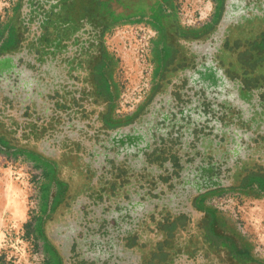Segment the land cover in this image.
Wrapping results in <instances>:
<instances>
[{
    "label": "flooded vegetation",
    "instance_id": "1",
    "mask_svg": "<svg viewBox=\"0 0 264 264\" xmlns=\"http://www.w3.org/2000/svg\"><path fill=\"white\" fill-rule=\"evenodd\" d=\"M148 1L21 0L0 52V140L54 166L48 264H264L234 232L209 237L222 218L204 205L251 179L264 191V126L224 104L264 118V0H217L206 30ZM139 13L159 21L158 81L147 108L114 123L103 36Z\"/></svg>",
    "mask_w": 264,
    "mask_h": 264
},
{
    "label": "rangeland",
    "instance_id": "2",
    "mask_svg": "<svg viewBox=\"0 0 264 264\" xmlns=\"http://www.w3.org/2000/svg\"><path fill=\"white\" fill-rule=\"evenodd\" d=\"M172 1L178 23L186 30H206L216 22H211L212 0ZM20 5L21 0H0V52L13 42ZM162 37L147 16L117 20L105 31L104 78L114 123L131 119L150 104L160 72L157 60L164 54ZM1 65L0 72L5 68ZM29 78L19 76L17 86H30ZM5 82L0 80V85L6 86ZM31 150L0 141V264H45L48 259L43 230L57 183L53 164ZM260 160L264 166L262 156ZM204 205L217 212L223 223V230L216 227L208 231L209 237L217 241L234 232L240 243H247L250 252L264 260V191H218L207 195ZM166 226L164 230L170 231Z\"/></svg>",
    "mask_w": 264,
    "mask_h": 264
},
{
    "label": "crops",
    "instance_id": "3",
    "mask_svg": "<svg viewBox=\"0 0 264 264\" xmlns=\"http://www.w3.org/2000/svg\"><path fill=\"white\" fill-rule=\"evenodd\" d=\"M157 1V2H156ZM214 3H213V5H214V11H213V14H212V18H211V22L213 21V20H217V18H218V13H217V10H216V8H217V0H212ZM148 4H150L151 6H152V4L154 5V6H156V12H157V14H159L160 16H163V14L165 15L166 13H168L169 12V14L171 13V14H174V12H175V7H174V3H173V1L172 0H150V1H148ZM150 8V7H149ZM145 14V16H147L148 18H153L150 14H146V13H144ZM149 16H151V17H149ZM154 19V18H153ZM156 27H157V25H156ZM160 26H158V28H159ZM160 33H161V36H162V32L160 31ZM161 51V50H160ZM163 59V58H162ZM162 59H159L158 58V64L159 65H161V62H162ZM235 100V99H234ZM238 102H240V104H242L243 106H244V108L245 109H247V105H248V103L246 102V100H244V99H241L240 101L239 100H237ZM246 187L249 189V190H251V191H261L262 192V189H261V187H260V182H258L257 180H249V182L246 184ZM211 210V209H210ZM211 212V214H213V215H216V213L217 212H215L214 210H211L210 211ZM218 215V214H217ZM220 220V219H219ZM220 223H221V225H223V223H222V220H220L219 221ZM45 248H46V253H47V256H48V259H49V251H48V248L46 247V245H45ZM48 259H47V261H46V263L45 264H48L49 262H48ZM54 262H53V260H52V262H50V264H53Z\"/></svg>",
    "mask_w": 264,
    "mask_h": 264
},
{
    "label": "water",
    "instance_id": "4",
    "mask_svg": "<svg viewBox=\"0 0 264 264\" xmlns=\"http://www.w3.org/2000/svg\"><path fill=\"white\" fill-rule=\"evenodd\" d=\"M223 21V17L221 18V20L219 21V23H221ZM223 101V100H222ZM226 103L224 104H228V109H234V107H242V104H240V102H238L236 99H232V98H229V99H226L225 101ZM245 109V108H244ZM245 111H248L249 113L248 114H245L246 116H243L245 121H243L246 125H249L251 124L254 120H258L260 122V124L262 126H264V118L263 117H253L254 114L253 112L250 110L249 107H247V109H245ZM252 116V117H251ZM257 121V122H258ZM263 137H264V132H261L260 133ZM263 144H264V141H263ZM262 144V145H263ZM261 155L262 157L264 158V145H263V149H262V152H261Z\"/></svg>",
    "mask_w": 264,
    "mask_h": 264
},
{
    "label": "trees",
    "instance_id": "5",
    "mask_svg": "<svg viewBox=\"0 0 264 264\" xmlns=\"http://www.w3.org/2000/svg\"><path fill=\"white\" fill-rule=\"evenodd\" d=\"M135 15H133V16H129V17H125V18H119V19H117V20H120V19H130V18H132V17H134ZM144 16H145V14L144 13H142V14H140L139 13V18L140 17H143L144 18ZM149 17H151V16H149ZM154 18V19H153ZM153 18H149L151 21H153V23L155 24V25H157V28H158V26H159V21L157 20L158 18H157V16L155 15ZM117 20H115V22L117 21ZM158 31L160 32V29L158 28ZM103 81H104V83H105V85H106V89H107V91H108V85H107V83H106V79H103ZM0 141H2V140H0ZM2 143H4L3 141H2ZM5 144V143H4ZM260 185H261V183H260ZM211 213V212H210Z\"/></svg>",
    "mask_w": 264,
    "mask_h": 264
}]
</instances>
